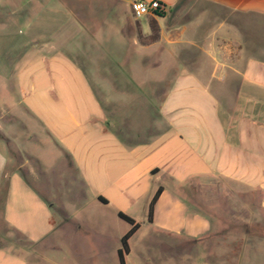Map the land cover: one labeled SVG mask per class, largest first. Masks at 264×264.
I'll return each instance as SVG.
<instances>
[{"label": "crops", "instance_id": "obj_1", "mask_svg": "<svg viewBox=\"0 0 264 264\" xmlns=\"http://www.w3.org/2000/svg\"><path fill=\"white\" fill-rule=\"evenodd\" d=\"M159 1L162 15L136 19L129 0H0V78L17 75L19 101L71 158L57 173L30 151L34 165L11 168L0 146V264H120L131 224L114 245L94 240L87 232L106 229L92 210L60 201L78 173L93 199L121 200L118 216H131L130 198L154 181L149 212L163 187L126 264H207V244L220 245L219 216L244 214L253 226L264 211V0ZM158 85L167 88L159 98L142 94ZM142 99L150 105L137 144L119 112ZM222 191L231 201L224 212L213 204Z\"/></svg>", "mask_w": 264, "mask_h": 264}, {"label": "rangeland", "instance_id": "obj_2", "mask_svg": "<svg viewBox=\"0 0 264 264\" xmlns=\"http://www.w3.org/2000/svg\"><path fill=\"white\" fill-rule=\"evenodd\" d=\"M117 13L120 14V9L119 11L117 10ZM44 17L46 21L50 20V17H53L52 10H46ZM51 23V21L48 23L43 22V30L45 32H48L49 29L51 31L49 26ZM97 44L98 43H94L95 46H97ZM20 56L21 51L19 50L9 58L16 60ZM2 58H4V56H0V60ZM160 58H164L163 63H161L164 64L162 66L164 67L167 63L165 62V56L161 55ZM97 73L99 76H93L95 81L101 78L103 72L99 71ZM157 73L160 79V75L165 76L166 72L159 68ZM100 89L101 88H97L99 92ZM129 89L133 90V87ZM166 89L165 85H158V87L153 88L144 87V92L142 94H150L155 98H159L164 95ZM21 95L22 92L18 86L17 75L8 80L0 78V136L6 137V134L12 133V136L9 137L10 141L8 144L0 137V146H3L4 150L8 153L11 168L19 167L23 164H26V167H28V165H34L36 163L34 161L35 159L29 156V152L32 151L37 153L42 151L43 157L47 158V161H52L56 164L57 173L63 169L65 170V161H67V159L71 161V158H69L70 156L68 155L67 158L65 153L60 152L58 148L53 146V143L49 142V135L45 131L44 126L31 114L26 108V105L19 101ZM140 101L122 104L123 109L121 108L119 112L120 117L127 118V121H125L122 126L125 132L130 134L127 137L132 139V142H137V144L141 142V138L134 134L135 131L143 134L141 130L147 124V107L150 105L146 99ZM153 105L155 106V104H152V106ZM6 138L8 139V137ZM76 178V182L75 179H71L70 182L72 188L74 185L75 189H72L73 191L67 194L66 199L62 197L66 193L64 190H61L60 201H62L66 207H83L86 208V210H92L94 222L102 223L104 225V230L106 229L103 234H99L97 231L93 230L87 232L92 239H105L108 240L110 245L118 243V235L130 227L127 221L120 219L118 216L121 200L111 201L109 204L100 203L93 199V191L81 181L79 173L76 175ZM153 184L154 181H151L147 191L141 192V194L139 192L140 197L135 200H131L130 198L129 204L126 205L128 207L127 211H130L131 216L141 224L146 220L148 214L147 210L149 203H147V199L152 192L151 189ZM126 196H129V194L126 193ZM230 202L231 201H228V199L224 200V191H222L220 194L219 192L215 194L213 204H215L217 210L222 209L223 211V208L227 209ZM219 218L222 222V230L220 235L215 237V239L218 240L220 238V245L212 243L207 244V264H264V211L255 215L253 226L246 225V216L244 214L229 216L227 212H224ZM90 219V217L87 218L85 223L91 222ZM147 226L144 225L145 230L148 228ZM77 235L79 239L86 238V235L80 230L77 232ZM61 238L68 241L70 239L69 233L61 236ZM248 239H254V242H249V246L244 248L245 241ZM229 247L231 251H229Z\"/></svg>", "mask_w": 264, "mask_h": 264}, {"label": "trees", "instance_id": "obj_3", "mask_svg": "<svg viewBox=\"0 0 264 264\" xmlns=\"http://www.w3.org/2000/svg\"><path fill=\"white\" fill-rule=\"evenodd\" d=\"M164 11L160 12L159 15H162ZM142 37V35H141ZM157 37V26L153 24V35L151 36V39H156ZM144 40V39H143ZM163 190V187L161 186L157 192L155 193L154 197L151 200L150 206H149V212H148V221L152 222L154 218V209H155V204L157 200L159 199V196ZM100 200L103 202L107 203L108 200L100 196ZM119 216L127 221L128 223L131 224V229L121 238V247L119 249V258H120V264H126V255L130 252V245H129V240L133 236V234L139 229L140 223L137 222L133 217L130 215L126 214L123 211L119 212Z\"/></svg>", "mask_w": 264, "mask_h": 264}, {"label": "built area", "instance_id": "obj_4", "mask_svg": "<svg viewBox=\"0 0 264 264\" xmlns=\"http://www.w3.org/2000/svg\"><path fill=\"white\" fill-rule=\"evenodd\" d=\"M133 16L139 19L146 15L158 16L163 11V5L159 0H129Z\"/></svg>", "mask_w": 264, "mask_h": 264}]
</instances>
